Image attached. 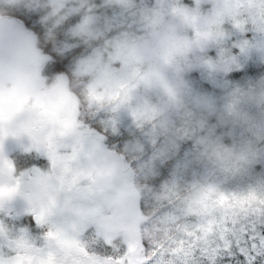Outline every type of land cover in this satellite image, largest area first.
I'll return each instance as SVG.
<instances>
[{
  "label": "rangeland",
  "instance_id": "1",
  "mask_svg": "<svg viewBox=\"0 0 264 264\" xmlns=\"http://www.w3.org/2000/svg\"><path fill=\"white\" fill-rule=\"evenodd\" d=\"M0 8L15 12L0 11V84L49 87L48 114L37 111L49 120V157L69 166L82 159L85 186L114 189L109 202L79 209L84 224L67 220L68 234L77 225L132 231L169 264L183 254L182 241L203 239L196 226L260 214L264 174L249 167L264 172V74L239 76L264 64V0H0ZM20 9L40 14L43 38L17 19ZM61 29L59 53L84 51L67 73L47 76L45 49ZM214 117L235 128L238 142L225 148L244 156L236 169L207 159V147H220L211 139ZM122 133V147L109 143ZM161 170L166 178L154 183ZM49 177L56 186L50 163ZM208 190L211 201L193 202ZM52 203L76 214L63 196Z\"/></svg>",
  "mask_w": 264,
  "mask_h": 264
},
{
  "label": "snow or ice",
  "instance_id": "2",
  "mask_svg": "<svg viewBox=\"0 0 264 264\" xmlns=\"http://www.w3.org/2000/svg\"><path fill=\"white\" fill-rule=\"evenodd\" d=\"M16 17L25 27L44 37L40 14L20 9ZM77 20L78 17H74L68 23L74 24ZM65 40L64 29H61L57 32L56 41L50 42L45 49L51 57L46 68L48 75L67 73L75 58L84 51L83 48H74L60 54L55 49ZM127 139V133H122L110 137L109 143L119 148ZM33 163L44 166L42 160ZM49 163L56 187L68 206L79 210L89 204L109 202L114 196V189L103 183L84 185L81 178L86 169L82 159L69 166L66 160L52 156ZM165 178L166 172L161 170L154 183L158 184ZM26 224L34 230L47 228L42 236L43 244H40L41 256L19 257L16 264H165L164 251L153 248L149 252L148 242L138 239L132 231L124 234L112 227L100 229L77 225L68 234L52 224L51 219L42 220L33 213H30ZM196 227L198 232L204 233L203 239L182 241L183 254L174 257L169 264H264V213L243 218L216 217ZM189 248L192 249L190 257L187 253Z\"/></svg>",
  "mask_w": 264,
  "mask_h": 264
},
{
  "label": "flooded vegetation",
  "instance_id": "3",
  "mask_svg": "<svg viewBox=\"0 0 264 264\" xmlns=\"http://www.w3.org/2000/svg\"><path fill=\"white\" fill-rule=\"evenodd\" d=\"M14 62L20 67L19 60ZM4 83L0 84V221L4 223L0 222V264H16L19 257L41 256L40 244L47 228L29 227L26 221L30 213L42 220L51 219L65 233H70L67 220L81 224L85 220L77 209L69 210L76 214H67L66 209L53 208L52 201L62 197L54 192L58 187L52 186L49 177V144L54 141L49 120L39 119L42 112H37L44 109L48 114L49 87L35 81ZM75 146L78 150L80 145ZM36 160L44 161V166L33 163ZM39 187L44 192L38 194Z\"/></svg>",
  "mask_w": 264,
  "mask_h": 264
},
{
  "label": "trees",
  "instance_id": "4",
  "mask_svg": "<svg viewBox=\"0 0 264 264\" xmlns=\"http://www.w3.org/2000/svg\"><path fill=\"white\" fill-rule=\"evenodd\" d=\"M0 11H1V14H7L10 11L12 12V14L15 13L14 10H7V9H2V8H0ZM46 31H48V29ZM52 33H55V32H52ZM51 35L52 34L49 33V37ZM56 35H57V33L54 35V37H56ZM50 62H51V57L49 56V63ZM240 73L241 74H240L239 78L242 77V76L262 75V74H264V64L260 65V66H257L256 68H250V69L246 70L245 72H240ZM236 74H237V72L231 74L230 76L231 77L232 76L233 77L238 76ZM194 75L196 76V74H194ZM47 76H49V75L47 74ZM71 79L72 78H69V80H71ZM69 85H70V83H69ZM71 86H72V83H71ZM201 87H202V90L205 91V92L212 91V88H211V86L208 83H203L201 85ZM213 91L216 92L215 90H213ZM76 96H77V102L78 101L80 102L79 92L76 93ZM78 106H79V109L81 110V106L79 105V103H78ZM212 122L215 123L214 124L215 125V131H214L211 139H212V141L217 139V142L220 144L219 148L231 147V146L235 145L238 142L237 136L232 133V130L235 129L233 127V125H230L228 122H222V121L216 122L215 117L212 118ZM170 168H171V165L168 164L167 165V169L169 170ZM249 169L252 172V175L257 176L259 174H264V172L262 171V169H263L262 164H255L254 166H250ZM181 174H184V175H187V176L189 175L187 172H181V173L177 174V177H179ZM256 184H258L257 181H256ZM256 184H254V185H256ZM261 206H262V208H261L260 214L264 213V200L261 202ZM260 214H256V215H260Z\"/></svg>",
  "mask_w": 264,
  "mask_h": 264
},
{
  "label": "clouds",
  "instance_id": "5",
  "mask_svg": "<svg viewBox=\"0 0 264 264\" xmlns=\"http://www.w3.org/2000/svg\"><path fill=\"white\" fill-rule=\"evenodd\" d=\"M207 159L216 166L224 170L236 169L244 160V156L230 149L219 147H207L205 149ZM216 196L212 190L198 192L193 194V202H199L201 199L211 201Z\"/></svg>",
  "mask_w": 264,
  "mask_h": 264
},
{
  "label": "water",
  "instance_id": "6",
  "mask_svg": "<svg viewBox=\"0 0 264 264\" xmlns=\"http://www.w3.org/2000/svg\"><path fill=\"white\" fill-rule=\"evenodd\" d=\"M97 177H98L97 174H95L94 178L97 179Z\"/></svg>",
  "mask_w": 264,
  "mask_h": 264
}]
</instances>
